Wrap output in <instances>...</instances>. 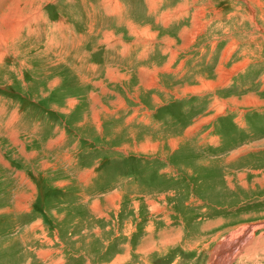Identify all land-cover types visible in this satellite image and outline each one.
<instances>
[{
	"label": "rangeland",
	"instance_id": "obj_1",
	"mask_svg": "<svg viewBox=\"0 0 264 264\" xmlns=\"http://www.w3.org/2000/svg\"><path fill=\"white\" fill-rule=\"evenodd\" d=\"M0 264H264V0H0Z\"/></svg>",
	"mask_w": 264,
	"mask_h": 264
},
{
	"label": "crops",
	"instance_id": "obj_2",
	"mask_svg": "<svg viewBox=\"0 0 264 264\" xmlns=\"http://www.w3.org/2000/svg\"><path fill=\"white\" fill-rule=\"evenodd\" d=\"M8 91H9L10 93H18L17 89H16L15 87H13V86H10V87L8 88ZM187 129H188V127H187ZM40 196L43 198V197H44V192L41 191V195H40Z\"/></svg>",
	"mask_w": 264,
	"mask_h": 264
},
{
	"label": "bare ground",
	"instance_id": "obj_3",
	"mask_svg": "<svg viewBox=\"0 0 264 264\" xmlns=\"http://www.w3.org/2000/svg\"><path fill=\"white\" fill-rule=\"evenodd\" d=\"M246 232V231H245ZM229 257H231V255L229 256ZM230 259V258H229ZM229 259H228V261H229ZM227 261V260H226Z\"/></svg>",
	"mask_w": 264,
	"mask_h": 264
}]
</instances>
